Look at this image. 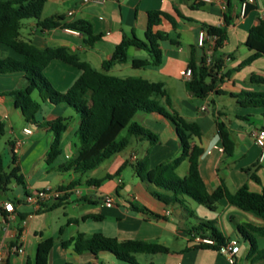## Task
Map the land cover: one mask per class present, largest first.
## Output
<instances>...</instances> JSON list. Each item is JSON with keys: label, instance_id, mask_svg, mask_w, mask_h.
Returning <instances> with one entry per match:
<instances>
[{"label": "crops", "instance_id": "crops-1", "mask_svg": "<svg viewBox=\"0 0 264 264\" xmlns=\"http://www.w3.org/2000/svg\"><path fill=\"white\" fill-rule=\"evenodd\" d=\"M244 3L248 4L245 12ZM153 9L169 13L175 21L173 24L162 18L154 27V30L167 32L169 38L175 40L160 42V63L153 65L145 49L128 46L124 59L109 71H116L117 76H140L162 82L171 98L172 109L185 119L199 124L202 134L193 137L192 142L203 150L199 158V170L209 192L220 184L230 192L242 185L253 192H261L264 187V158L260 161L261 148L254 142L252 131L264 129V106L240 105L231 94L264 92V55L240 65L253 52L245 45V39L258 19H264V0H231V20L225 26L226 33L221 45L212 51L209 63L212 71L207 81L214 79V88L204 98L195 96L189 89L182 71L187 67L192 46L196 62L201 60L203 52L206 53L197 45L198 34L204 29L202 25L219 26L223 21V14L227 12L225 0L204 2L197 9L189 8V0H105L102 3L46 0L40 19L62 16L61 23L85 20L90 23L92 33L100 35L99 39L88 45L85 34L80 31L74 35L66 32L64 27L43 28L36 24L34 18L21 21L20 36L40 48L64 46L100 70L102 61L111 56L115 45L124 35L144 39L147 12ZM176 9L191 19L179 17ZM7 56L21 58L10 47L0 44V58ZM134 59L145 60L148 64L134 68L131 64ZM43 74L55 89L63 92L77 78L79 70L53 59L44 68ZM251 76L262 78L263 81H252ZM23 83L24 75L21 72L0 74V93L16 89ZM32 98L39 104V110L34 120L26 121L12 98L0 94V122L4 124L3 134L10 135L6 142L11 151V164L4 167L1 154L0 164L5 170L17 164L24 177V184L20 185L24 191L22 198L13 201L5 195L6 190H0V245L4 250V261L1 264H34L37 244L45 238L52 239L47 264H130L109 252L86 251L78 254L71 246L62 245L63 241L79 232L86 237L101 232L118 239H141L168 248L167 253H136L135 259L141 264H264V258L251 260L249 242L242 238L243 242L240 243L241 236L237 233L238 223L263 225L258 216L223 199L216 202L213 210H209L185 197V205L189 209L187 212L178 203L165 204L156 199L151 194L154 187L134 173L133 165L145 157L149 166L154 167L172 161L182 152L173 125L157 112L138 111L133 118L158 136L156 142L150 143L147 139L132 136L124 150L104 160L86 177L103 178L118 170L119 174L99 185H89L85 189L79 186L80 195L72 194L52 209L34 212L31 204L25 202V196L38 190L56 189L74 177L72 171L61 172L55 168L74 155L80 139L78 136L76 141L79 117L73 107L52 104L39 90L32 92ZM159 102L164 104V99L160 98ZM57 117L68 118L67 127L60 135V154L63 151L65 154L64 159L58 160L57 157L48 164L45 154L53 135L40 127L39 123L43 119L52 120ZM216 119L228 127L234 143L231 153L224 150L218 137ZM23 128L31 132L25 133ZM12 152L15 163H12ZM126 166L132 172L128 181H124L121 171ZM187 170L186 160L175 168L180 177ZM108 195L113 198L109 206L103 204L104 197ZM53 201L45 205L49 206ZM5 202H12V214L5 211ZM70 204L73 206L71 211L68 209ZM134 206L146 211L135 210ZM150 212L159 216L154 217ZM30 213L32 215L29 217ZM90 214H100L103 218H84ZM208 219L214 220L215 227L226 238V243L237 241L239 249L231 258L220 249L193 248V245L202 242L198 238L203 237L201 233L204 231L192 228L200 220ZM255 239L257 248H264V237L255 235ZM12 243L22 245L24 252H11L8 247Z\"/></svg>", "mask_w": 264, "mask_h": 264}, {"label": "trees", "instance_id": "trees-1", "mask_svg": "<svg viewBox=\"0 0 264 264\" xmlns=\"http://www.w3.org/2000/svg\"><path fill=\"white\" fill-rule=\"evenodd\" d=\"M46 0H0V44L10 47L18 53L21 58L11 56L0 58V74L21 72L24 75L22 86L1 92L0 94L12 98L14 105L20 108L26 121L35 119L39 110V104L32 98V92L39 90L52 104H64L75 109L79 117L77 134L79 144L74 155L67 161L56 166L57 171H72L74 177L65 185H59L58 190L63 195L56 198L49 206L43 209H52L61 201H66L71 193L70 189L81 185H99L104 180L119 174L106 175L103 178L86 177L88 172L97 168L104 160L126 148L132 136L147 139L150 143L156 142L158 136L148 129L142 127L133 120L136 112H157L166 117L173 125L182 152L172 161H165L150 167L145 157L133 165L134 173L144 182L154 187L151 194L165 204H180L189 212L185 205V197L202 204L209 210L215 208L216 202L226 200L230 204L251 212L263 221V225L256 226L250 223H238L237 233L247 240L251 246V260L264 258V248L258 249L255 235L264 237V187L261 192H253L246 185L240 186L236 191L230 192L223 184L209 192L202 179L199 170V158L203 152L202 148L192 142L193 137H200L201 127L195 121H189L172 109L171 98L162 82L150 81L140 76H117L108 71L125 56L128 46H136L145 49L150 56V62L158 65L161 58L160 42L170 40L165 31L154 30V27L162 18L170 20L173 17L162 10L153 9L147 12L146 29L144 39L136 36L124 35L115 45L111 56L101 63L98 70L89 62L69 51L64 46L40 48L30 40H24L20 36L21 21L29 18L36 19V24L43 28L64 27L85 34V42L92 45L99 39L100 35H94L89 22L78 19L69 23H61L62 16H51L40 19V15ZM227 12L223 14V26L202 25L209 34L216 36L214 49L219 47L225 36L227 26L231 20L229 6L231 0H225ZM204 1L189 0V8L197 9ZM248 4L245 3L244 12ZM177 15L185 17L177 9ZM245 45L253 52L242 61L241 66L252 61L258 56L264 55V19L252 26L245 39ZM200 49H203L199 47ZM213 49V50H214ZM206 53H202L201 60L195 61V50L192 46L187 63L191 69V77L187 80L189 89L199 98H204L214 88V79L207 81L211 76L212 67L206 63ZM53 59L72 65L79 70V75L72 84L63 92L55 89L44 76L43 70ZM134 68L144 67L147 61L141 59L132 60ZM252 81H263L262 78L251 76ZM221 93V91H218ZM236 102L243 106H264V92H241L231 94ZM164 99V104L159 99ZM216 132L220 138L223 148L231 153L234 143L230 137L226 124L216 119ZM68 124L67 117H57L52 120L43 119L39 126L50 131L53 138L45 154L46 163L50 164L56 160L61 153L60 135ZM126 129V135L120 136L121 130ZM4 132V124L0 122V136ZM188 162L187 173L180 177L175 168L183 161ZM12 163L15 156L12 152ZM19 185L24 184V177L17 164L11 169L5 170L0 164V190H7L12 182ZM135 210L146 211L144 208L133 207ZM41 210V209H40ZM154 217L159 215L150 212ZM84 218L99 220L103 218L100 214H90ZM193 230H202L203 237L213 240V243L198 242L193 248L219 250L226 243V238L214 225V220H200ZM64 247L71 246L73 251L82 252H109L117 259L130 263L141 264L136 261V253L156 254L167 253L166 246L141 239H118L107 236L101 232H95L89 237L79 232L68 240L63 241ZM52 247V239L45 238L37 244L34 264H47V257Z\"/></svg>", "mask_w": 264, "mask_h": 264}, {"label": "built area", "instance_id": "built-area-1", "mask_svg": "<svg viewBox=\"0 0 264 264\" xmlns=\"http://www.w3.org/2000/svg\"><path fill=\"white\" fill-rule=\"evenodd\" d=\"M85 2H92V3H102L105 0H83ZM204 2H209L211 0H202ZM246 1H252V0H246ZM245 4V3H244ZM71 12H69L70 14ZM224 22L221 21L219 26H223ZM66 32L70 33V34H74L77 35L78 31L74 30V29H70V28H65L64 29ZM215 39L216 36L209 34L205 29L200 30L199 34H198V41H197V45L198 47L203 48L206 51V63H210L211 62V53L214 49L215 46ZM182 75L186 80H189L191 77V69L189 67H186L183 71H182ZM23 131L25 133H30V129L28 128H23ZM252 136L254 139V142L261 148V153L259 156L260 161L263 160L264 158V129L263 128H258L252 131ZM69 192L71 194H75V195H80L81 194V190L79 188V186L73 187L72 189L69 190ZM63 195V192L58 190L57 188H49V189H44V190H38L35 191L32 194H28L25 196V202L31 204L32 208L35 211H38L40 209H42L44 207V205L48 202V201H53L56 198H59ZM113 203V198L111 196H105L103 199V204L109 206ZM4 209L5 211L9 212L12 214L13 212V204L12 202H5L4 203ZM32 214L30 213L28 216L30 217ZM200 241L202 242H207V243H213V240L211 238L208 237H200L198 238ZM8 249L13 252V253H23L24 249L22 247V245L18 244V243H12L9 245ZM239 249L238 243L235 240H230L227 243H225L224 245H222L220 247V250L226 252L229 256V258L232 257V255H234ZM4 261V250L2 245H0V264Z\"/></svg>", "mask_w": 264, "mask_h": 264}, {"label": "rangeland", "instance_id": "rangeland-1", "mask_svg": "<svg viewBox=\"0 0 264 264\" xmlns=\"http://www.w3.org/2000/svg\"><path fill=\"white\" fill-rule=\"evenodd\" d=\"M109 73L113 75L118 74L116 71H109ZM124 135H126V129H123L120 132V136H124ZM9 136L10 135H8L7 133H4L0 137V154H1L2 164L4 167L11 164V151H10L8 143L6 142ZM76 141L78 142V135H77ZM64 154L65 152L63 151L62 154L58 156V160H60L61 158L64 159ZM121 171H122V176H123L124 181H128L132 173L130 167L126 166L123 169H121ZM85 187L86 185L84 184L80 186L81 189H85ZM5 195L8 196V198H10L11 200L15 201L16 199L22 198L24 196V191H23V188L19 184L13 181L11 185H9L7 190L5 191ZM72 207L73 206L70 204L68 206V209L71 211ZM200 207L204 208L203 206H200ZM186 217L188 218V216ZM239 242L240 243L243 242L242 237L239 238Z\"/></svg>", "mask_w": 264, "mask_h": 264}]
</instances>
